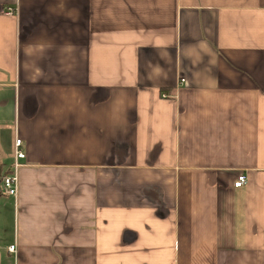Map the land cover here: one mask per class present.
I'll return each mask as SVG.
<instances>
[{
	"label": "crops",
	"instance_id": "0c3cea01",
	"mask_svg": "<svg viewBox=\"0 0 264 264\" xmlns=\"http://www.w3.org/2000/svg\"><path fill=\"white\" fill-rule=\"evenodd\" d=\"M0 264H264V0H0Z\"/></svg>",
	"mask_w": 264,
	"mask_h": 264
},
{
	"label": "built area",
	"instance_id": "2783aa9c",
	"mask_svg": "<svg viewBox=\"0 0 264 264\" xmlns=\"http://www.w3.org/2000/svg\"><path fill=\"white\" fill-rule=\"evenodd\" d=\"M5 14L8 16H17L18 9L12 7L6 8ZM182 82H185V80H182ZM14 146L13 164L9 173L4 175L1 179V190L5 195L16 198L19 192V169L22 167V161L26 159V153L22 150V140L16 139ZM246 184L247 176L245 174H240L234 183V187L239 189ZM9 251L11 253H16V246L10 247Z\"/></svg>",
	"mask_w": 264,
	"mask_h": 264
},
{
	"label": "rangeland",
	"instance_id": "374dc122",
	"mask_svg": "<svg viewBox=\"0 0 264 264\" xmlns=\"http://www.w3.org/2000/svg\"><path fill=\"white\" fill-rule=\"evenodd\" d=\"M13 141H15L14 140V137H13V133H12V135H11V137H10V140H9V145L12 147L13 146ZM5 149V148H4ZM10 149H8V150H4V154H6V156L5 157H8L9 156V154H10Z\"/></svg>",
	"mask_w": 264,
	"mask_h": 264
}]
</instances>
